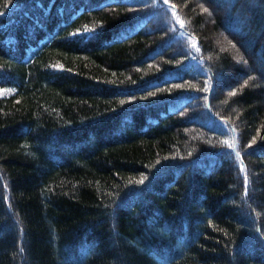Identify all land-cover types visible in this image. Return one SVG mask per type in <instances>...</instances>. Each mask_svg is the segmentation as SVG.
Listing matches in <instances>:
<instances>
[{
  "label": "trees",
  "instance_id": "obj_1",
  "mask_svg": "<svg viewBox=\"0 0 264 264\" xmlns=\"http://www.w3.org/2000/svg\"><path fill=\"white\" fill-rule=\"evenodd\" d=\"M2 89L0 264H264V0H0Z\"/></svg>",
  "mask_w": 264,
  "mask_h": 264
},
{
  "label": "rangeland",
  "instance_id": "obj_2",
  "mask_svg": "<svg viewBox=\"0 0 264 264\" xmlns=\"http://www.w3.org/2000/svg\"><path fill=\"white\" fill-rule=\"evenodd\" d=\"M221 37V36H220ZM236 56V55H235ZM231 80H235V79H238L239 78V75H230L229 77ZM236 81V80H235ZM9 91L6 90V89H2L0 90V94H7Z\"/></svg>",
  "mask_w": 264,
  "mask_h": 264
},
{
  "label": "snow or ice",
  "instance_id": "obj_3",
  "mask_svg": "<svg viewBox=\"0 0 264 264\" xmlns=\"http://www.w3.org/2000/svg\"><path fill=\"white\" fill-rule=\"evenodd\" d=\"M163 2H164V3H167L168 0H163ZM204 10H205V11H208L207 8H205ZM94 36H95V33L92 34V37H91V38H94ZM85 38H89V37L87 36V34H85ZM232 94L234 95L235 93H232ZM237 155H239V153H237ZM142 182H143V181H141V183H142Z\"/></svg>",
  "mask_w": 264,
  "mask_h": 264
},
{
  "label": "bare ground",
  "instance_id": "obj_4",
  "mask_svg": "<svg viewBox=\"0 0 264 264\" xmlns=\"http://www.w3.org/2000/svg\"><path fill=\"white\" fill-rule=\"evenodd\" d=\"M94 1H96V0H94ZM93 4V3H92ZM7 10V9H6ZM38 13V12H37ZM39 18V17H38ZM29 23V22H28ZM29 25V24H28ZM28 25H26V26H28ZM19 26V25H18ZM35 28V27H34ZM28 31V30H27Z\"/></svg>",
  "mask_w": 264,
  "mask_h": 264
}]
</instances>
